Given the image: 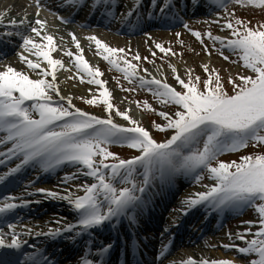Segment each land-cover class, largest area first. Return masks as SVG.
I'll use <instances>...</instances> for the list:
<instances>
[{
  "label": "snow or ice",
  "instance_id": "obj_1",
  "mask_svg": "<svg viewBox=\"0 0 264 264\" xmlns=\"http://www.w3.org/2000/svg\"><path fill=\"white\" fill-rule=\"evenodd\" d=\"M151 2L155 5L157 0ZM195 2L196 0H193V3ZM233 2L239 5L264 7V0H233ZM65 3L84 7L88 0H65ZM111 3L112 0H92L90 7L95 11L100 5L109 6ZM218 3L227 10L224 0H218ZM36 4L39 9L40 0H36ZM170 7V0H164L160 11L163 13ZM4 14L0 13V23H3ZM132 14L133 9H129L125 18ZM37 15H39L38 11ZM108 15L112 13L109 12ZM61 19L65 18L61 17ZM213 22L219 23V21ZM10 23L18 26L25 24V20L17 22L13 19ZM46 23L45 20L36 19L35 26H30L31 33L35 36H22V47L37 57V60L29 59L22 53L20 60L26 63L27 68L38 78L33 79L27 72L19 71L12 66L0 70V145L6 146L9 143L11 145L6 151H0V157L4 158L0 159V164H3L5 159L19 160L15 167L0 174V184L27 166H38L47 172L66 164L87 169L85 175L93 178L95 182L77 186L84 189L85 194L82 196L76 195L67 188L62 191L38 188L34 193H29L25 187V196L38 193L46 200L65 201L77 213L75 222L54 218L53 222L57 227H48L47 231L36 232L35 235L55 239L68 234L69 238L75 239L82 232L94 229L113 218L119 219L130 210L140 207L142 200L135 195V191L144 192L145 188L137 189L134 183L133 176L138 167L144 169L145 185L154 177L156 171H159L161 180L183 172L196 173L194 179L199 181L203 177L197 170H206L215 184L206 185L207 191L193 193L185 198L178 211L186 215L196 206H206L216 211L253 206L260 227L252 233L254 238L247 241L245 247L238 248V252L256 254L258 259H253L250 264H264V154L243 156L239 163L218 161L222 153L245 148L249 142L264 144V135L261 134L264 133V24L253 28L236 18L235 24L228 21L224 25L231 30L233 38L225 39L213 36L210 32L206 33L210 39L220 42L222 48L239 54L243 66L255 74L239 76L240 84L229 77V83L234 89L231 95L225 90L218 73L214 79L210 75L203 81V90L198 86L199 76L193 80L189 71V80L185 82L177 74L175 79L185 90L183 92L154 77L146 80L138 76L137 65L130 61H125L127 67L121 68L118 61L123 57H118L117 54L124 53L125 49L110 47L95 35L87 37L89 41L94 42L96 54H103V59L122 71L126 79L136 78L141 88L148 87L149 90H153L152 86H155L153 94L162 103L174 104L178 107L172 115L165 111L158 113L167 123L160 125L153 122L156 129L174 130L169 139L158 143L145 127L129 115V110L121 111L115 107L111 100L112 93L104 87L107 82L98 78L103 74L99 68L93 69L84 59L83 49L74 33L70 35L79 54H74L71 50L64 54L74 57L77 70L84 71L91 77L88 83L103 88L98 97L93 95L85 102L94 106L103 105L108 116L100 118L92 115L75 107L71 97L60 95L56 73L64 68V64L61 59L52 56L60 46L54 37L45 31ZM184 27L189 28V25L184 23ZM6 34L12 35L11 32ZM176 35L179 36L180 33ZM192 35L197 39L201 38L199 31H192ZM36 37L40 38V43L37 42ZM155 47L166 54L171 52V49H165L159 43ZM223 58L228 59L227 56ZM41 59L46 65L39 62ZM134 59L139 61L141 57L136 54ZM170 67L175 73V67L172 65ZM202 67L206 72L208 71L206 65ZM49 76L51 80L48 79ZM80 79L83 82V77ZM61 101H66L67 106ZM26 102L31 103L26 104ZM144 107L151 109V105L146 101ZM113 112L129 121L131 126L115 123L112 118ZM201 141L202 148L199 147ZM111 144H121L136 149L140 155L121 159L109 150L108 146ZM185 150H188L187 154ZM97 157L99 160L96 159ZM109 158L117 162L107 163ZM213 161H217L216 166H213ZM73 179H76L75 173L66 175L63 182L67 184ZM120 182L131 183L132 187L118 189L116 184ZM257 201L260 203H256ZM31 203H40V201L24 199L23 196H4L0 198V214H8ZM0 219H3V215H0ZM131 220L134 222V217ZM17 227V223L9 222L8 232L0 228V249L19 250L22 244L26 243L21 240V232L16 231ZM19 227L23 229L24 234H32V230L26 226L19 225ZM229 235L231 238V234ZM236 235L239 239H245L242 233ZM110 247L111 245H108L101 251H107ZM167 251L168 245H162L157 258L165 257ZM0 264H11L7 253L0 259ZM16 264H51V261L42 254L37 256L35 253H23V258H18ZM81 264H93V261L82 258ZM179 264H234V262L228 259L209 261L188 257Z\"/></svg>",
  "mask_w": 264,
  "mask_h": 264
},
{
  "label": "rangeland",
  "instance_id": "obj_2",
  "mask_svg": "<svg viewBox=\"0 0 264 264\" xmlns=\"http://www.w3.org/2000/svg\"><path fill=\"white\" fill-rule=\"evenodd\" d=\"M208 1L209 3L204 4L205 6L204 15L201 14L197 16H191V18H189L190 19L189 22H185L184 20H182V23L177 27L173 28L172 32L169 31H166L165 33L161 32L158 33L155 37L149 38L148 40L152 43L151 45L146 41L141 40L140 42L139 40L138 42L137 41L132 42L128 46L124 47L123 49H125V52L117 54L118 57H123V59L120 60L121 63L127 65L125 61H130L132 64L137 65L136 70L144 71L143 68L148 65L157 64V63L168 65L171 61H173L176 64H178L180 68L175 73L172 71V69L168 70L164 74L165 78L169 79L170 81L174 82L177 85L178 82L175 79V76L178 74L182 79L185 80V82H188L189 71H190L193 80L197 76L200 77V82L198 86L201 90L204 89L203 81L208 79L210 75L214 79L215 75L218 73L224 85L225 90L228 92L229 95L233 94L234 89H233V85L229 83V77L235 80L237 84H240L241 81L239 80V76H254L255 74L250 69H247L243 66V61L240 59L239 54L237 55L236 53L232 54V51L230 49L222 48L220 42L210 39L206 35V33L210 32L213 36H217L216 34H219V36L221 35L225 39H231L232 38L230 37L231 30L225 28L224 25L228 21H232L233 24H235L236 18L242 20L249 27L256 28L259 25L264 24V7H257L248 4L239 5V4H235L233 0H224V3H226L225 5L227 10H225V7H223L220 8L221 10L215 11L216 8L213 1L211 0ZM214 19L216 21H220V23L213 22ZM184 23H187L189 25V28H185ZM189 29H191L192 31H199L201 33V38L197 39L194 35H192V31H190ZM218 29H221V31L218 32L217 31ZM177 33H180V35L177 36L176 35ZM157 43L163 45L165 49H171V52H168L167 54L161 52L158 48L155 47ZM87 44H88L87 47L89 49L96 48L95 44L91 46V41H87ZM220 46L223 49V53L218 50ZM90 52L92 53V50H90ZM153 53H155V55H153ZM172 53H175V55H173ZM136 54H139V56L141 57L139 61L134 59V56ZM224 56H227L228 59L225 60L223 58ZM145 57H147V59H144ZM93 63L95 64V62ZM121 63H120L121 68H124ZM204 65H206L208 68L207 72L202 67ZM91 66L93 65L91 64ZM98 68L102 74L104 72L108 73L112 79L114 78V80L118 84H120L118 86L117 84H115L116 82H114L113 80L114 85L117 88V91H119L120 94L126 100H130L131 102H136V100L139 99L140 102H136V104L140 105L141 106L140 108L144 111V114L141 117V119L137 120L141 126H145V124H147L148 122L149 124H153V125H154L153 122H155V124H160V121L167 122L160 115H158L160 109L163 111V108L161 107L162 102L157 96L152 95L153 92L146 90L145 92L141 93L138 92L139 91L138 89L134 91L130 90L132 89L131 88L132 85L130 84V79H126L125 74L122 71L118 70L109 63H106L105 66L99 65ZM62 77L65 78V81H62L63 83H65V85L73 84L72 82L74 81L70 79L69 74H66V72H64ZM133 79L135 80V78ZM82 83L84 85L87 82L84 81ZM89 84L90 86H92L89 87L91 91L85 92L86 94H84L83 92L75 93L74 99L76 101V104L86 106L89 109H94V108L98 110L103 109L104 112L107 113L103 105L94 106V105H89L88 103L85 102L86 99H91L93 95H96L98 97L100 95V92L103 90V88L99 85H96L94 83H89ZM72 86H76V85L73 84ZM104 87L107 86L104 85ZM145 89H149V88H145ZM152 89H155V86H152ZM179 89L181 92L182 90H184L183 87H179ZM134 92L141 93V95H136ZM111 100L116 108H118L121 111H124L120 103L113 96V94ZM145 101L148 103V105H151V109H146L144 107ZM66 104L65 106H67ZM169 110L172 111V109ZM129 115H131V113H129ZM169 130L172 129H168V131L163 135L165 131H159L156 129L155 136L160 139H163L164 137L169 135L167 134L170 133ZM248 149H251V151L252 149H255V151L251 152ZM109 150L115 153L121 159L130 158L131 155H133L136 151V149H131L127 147H121V148L110 147ZM256 154H264V144H256L255 142H249L248 146L243 148L242 150L238 149L237 151L234 152L222 153L218 157V161H224V162L236 161L237 163H239L241 162L240 161L241 157L247 155H256ZM96 159L99 160V157H97ZM109 159L111 160L108 163L117 162L112 158ZM212 163L213 166H216L217 161H213ZM197 172L203 178L199 181L193 179V181L190 182L191 187H202L201 189L203 190L201 192H203V191H207V188H204V185L215 184V181L209 178V175L206 170H197ZM121 184L123 183L122 182L118 183V185ZM256 203H260V202L257 201ZM237 209L239 210L240 208H236L234 209V211L235 210L237 211ZM230 218H229L230 220H228L225 226L223 225V228L221 230H224V228L228 231H232V229H235L237 233H242L244 234V236H250L251 240L254 238L252 233H255L260 227L258 222V216L253 206H247L246 210L242 212V215H238V216L234 215L231 216ZM248 221H252L253 223L251 224L246 223ZM212 241H213V237L211 235L205 236V238L202 241V244L206 245L211 243ZM246 242L247 241L244 240L241 241L242 243L241 247H245ZM239 256L241 258L239 264H250V261H252L253 259H258L256 254L254 253L240 254Z\"/></svg>",
  "mask_w": 264,
  "mask_h": 264
},
{
  "label": "bare ground",
  "instance_id": "obj_3",
  "mask_svg": "<svg viewBox=\"0 0 264 264\" xmlns=\"http://www.w3.org/2000/svg\"><path fill=\"white\" fill-rule=\"evenodd\" d=\"M190 1H191V3H193V0H190ZM134 2H139V4L141 5V2L139 0H130L129 5L134 3ZM162 3H164V1ZM90 4H91V2H88L87 4L84 5V7H82L85 13H88L90 11V8H91ZM193 4H196V2ZM16 6L21 7V1L20 0H0V13H6V12L12 11V12L16 13V16H19L21 13H18V11H17L18 8ZM162 6H163V4L160 6L156 5L154 7V9L153 8H147L143 12L144 20H148L147 19L148 16L150 17V15H152V14H153V16H155L154 21L162 18V16L165 13H167L165 11L163 13L160 11V7H162ZM173 6L176 9H178L180 4H178V5L173 4ZM20 9H22V8H20ZM22 10H24V9H22ZM25 13H26V11L24 13H22V16H24L23 14H25ZM122 15H123L122 13H119L118 17H121ZM44 20L46 22H49V20L46 17H44ZM46 32L48 34H50V31L46 30ZM52 36L54 37V39L57 41L58 44H60V45L62 44V41L60 39H57L58 36H54V35H52ZM64 36H65V34H64ZM68 45L74 47V44L72 43V41L68 42ZM22 51L25 53L24 49ZM17 54H19V53L16 51L15 54H13V56L9 57L8 60L2 66H0V70H5L7 66L16 65V66H19L17 70L27 72L31 76V78H33V79L38 78L34 73L31 72V70H29L27 68L26 63H24L20 60V57L17 58ZM31 55L29 53L25 54V56H27L29 59L37 60V57L35 58L34 55H32V56ZM53 55H56V53H54ZM94 59L97 62V64L101 63V61L98 58H94ZM10 62H12L14 64H11ZM39 62H41L42 65H46V63L44 61H42V59ZM64 62L66 63L65 60H64ZM23 64H25V65H23ZM170 65L174 66L175 69H177V71L180 68L179 65L173 61H171L168 65H165L162 63H159V64L157 63V64H153V65H150L149 67H147L146 68L147 71L144 70L145 73H143V75L145 78H150L153 76V77H156L157 79H164L165 78L164 74L168 70L172 69L170 67ZM72 68H74V70ZM72 68H71V72H72L71 74L77 72V73H81L84 77H87L86 72L78 71L75 64H72ZM48 79L51 80V77L49 76ZM62 81H65V78L59 74V76H57V83L59 85L60 95H62L64 97H71L73 105H76V102L74 101L75 93L83 92L84 94H86L85 92L90 91V88L88 85L82 86V85H78L76 83H73L76 86H72L73 84L72 85H64L65 83H63ZM105 81L107 82V85H108L109 81L107 80V78L105 79ZM109 87H111V86H109ZM111 91H112L113 96L117 99V101L122 106L123 110H129V113H131L133 119H135V120L141 119V117L143 116L141 111L137 110L135 107L133 108L129 104V102L126 101L124 98L117 96V94L112 89H111ZM91 113H93V112H91ZM103 113L104 112H102V111H97V112H94V115H96L100 118H107V117L103 116ZM112 118H113L115 123L121 122V119H116L113 116H112ZM61 167H64L65 169H69V170H67V172H69L70 174L75 173L77 175H80L81 179H73V180H70L69 183L65 184L63 182L64 179L56 180L52 176V174L54 173V170H52V171H50L51 173H45V174L41 175L40 179L37 181V184L34 185L32 188H44V189L53 190V191H62L63 189L67 188L70 191L75 192L76 195H80V196L84 195L85 194L84 189L83 188L79 189L77 186L83 185L84 182L82 179L84 178V174L87 171V169H84L82 166H80L78 168L77 166L71 165V164L61 165ZM180 177H181L180 175L175 174V177H172V179L170 181V183L172 185L166 186L165 183H162V181H161L160 182L161 185L157 186L156 190H158L160 187V188H162V193L156 194L155 198H157L158 201L163 200L164 196L166 198H168L171 195L170 193L175 191L174 185L176 183H179ZM89 184H90V182L87 185H89ZM205 186H204V188H205ZM200 188H202V187L187 188L183 191H180V193L176 194V196L174 195L176 208H175V210L173 209L172 211H170V210L167 211L166 218H167L168 224L171 225V224H173V221H176V219H179L181 213L178 210L182 207L181 202L185 198L189 197L191 194L197 193L198 191H200ZM29 189L30 188H28L27 190H29ZM42 198H43V196H42ZM44 203H45V206L49 207L47 209L48 213H46V212L42 213L41 211L35 210L34 212L36 214H39V217L31 216L30 219L26 218L27 220H29L28 222L30 225H32L34 227H37L40 225H45L46 222L49 220V217L62 219V217L59 214L63 215V214H65V211L68 210V206H66V204L60 205L59 203H53V201H52L47 205L48 200L43 198V204ZM50 211H53L54 213L49 214ZM191 211H192L191 214L189 213L190 215L187 214V216L189 215L193 219H187L185 217L184 223L182 224V228H188L189 233L192 232L193 234H196V236H198V235L203 236L205 233L204 230H206V229L211 230L217 224V220L212 216L211 211H207V210L205 211L202 207L194 208ZM124 216H126V215H124ZM53 221H54V219H53ZM25 226H27V225H25ZM173 227H174V225L171 228H173ZM229 234H231V238H230ZM236 234H237V231L235 229H232V231H228L225 228L222 231H218L216 229L215 231L212 232L213 241L211 243L206 244V245H204V244L201 245V243H199L200 246L199 245L193 246L192 243L194 240H192L193 238H190L189 241L184 244V246H178L174 249L172 247H170L168 249L165 257H162L158 260L155 257H158V253L161 249V246L164 244H167V241L161 237L157 238V236H156L155 238L151 239L152 247L157 249V251H155L153 253V257L155 259H154V262L152 264H179V262L181 260L186 259L188 257H192L196 260L207 259L209 261L228 259V260L233 261L234 264H239V261L241 259L239 255L241 253L238 252V248H241V246H242L241 241H243V240L244 241H246V240L250 241L251 237L245 236V239L242 240V239L237 238ZM225 245H229L230 247L226 248V247H224Z\"/></svg>",
  "mask_w": 264,
  "mask_h": 264
}]
</instances>
